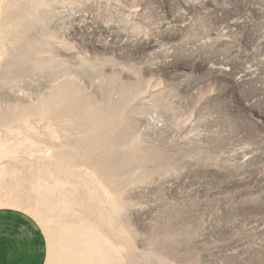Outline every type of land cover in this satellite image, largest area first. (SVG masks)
I'll use <instances>...</instances> for the list:
<instances>
[{
    "label": "rangeland",
    "instance_id": "374dc122",
    "mask_svg": "<svg viewBox=\"0 0 264 264\" xmlns=\"http://www.w3.org/2000/svg\"><path fill=\"white\" fill-rule=\"evenodd\" d=\"M0 208L47 264H264V0H0Z\"/></svg>",
    "mask_w": 264,
    "mask_h": 264
},
{
    "label": "crops",
    "instance_id": "0c3cea01",
    "mask_svg": "<svg viewBox=\"0 0 264 264\" xmlns=\"http://www.w3.org/2000/svg\"><path fill=\"white\" fill-rule=\"evenodd\" d=\"M47 258L39 223L22 210L0 208V264H47Z\"/></svg>",
    "mask_w": 264,
    "mask_h": 264
}]
</instances>
